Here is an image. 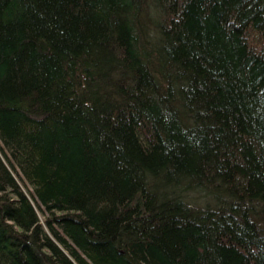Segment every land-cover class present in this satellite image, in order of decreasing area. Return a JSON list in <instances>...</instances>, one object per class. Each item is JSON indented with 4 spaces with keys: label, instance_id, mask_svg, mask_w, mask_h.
Listing matches in <instances>:
<instances>
[{
    "label": "trees",
    "instance_id": "trees-1",
    "mask_svg": "<svg viewBox=\"0 0 264 264\" xmlns=\"http://www.w3.org/2000/svg\"><path fill=\"white\" fill-rule=\"evenodd\" d=\"M0 264H264V0H0Z\"/></svg>",
    "mask_w": 264,
    "mask_h": 264
},
{
    "label": "rangeland",
    "instance_id": "rangeland-1",
    "mask_svg": "<svg viewBox=\"0 0 264 264\" xmlns=\"http://www.w3.org/2000/svg\"><path fill=\"white\" fill-rule=\"evenodd\" d=\"M40 226L43 228H46L45 219L42 215H40Z\"/></svg>",
    "mask_w": 264,
    "mask_h": 264
}]
</instances>
